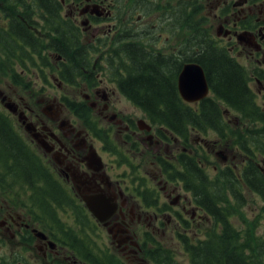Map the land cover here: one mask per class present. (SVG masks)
<instances>
[{
  "label": "flooded vegetation",
  "instance_id": "af4514ba",
  "mask_svg": "<svg viewBox=\"0 0 264 264\" xmlns=\"http://www.w3.org/2000/svg\"><path fill=\"white\" fill-rule=\"evenodd\" d=\"M10 35L14 48L4 41ZM203 46L231 55L248 72L250 91L264 96V0H0V79L29 92L37 77L45 94L30 102L18 87L8 95L0 89V115L46 175L36 195L33 175L30 183L14 178L0 186V264H194L192 247L225 237L226 205L212 200L211 184L196 186V170L239 179L251 164L261 168V159L244 154L238 137L196 120L213 98L198 54ZM70 51L80 68L70 67ZM189 64L204 69L210 87L197 102L179 92ZM138 69L153 73L136 78L156 74L171 84L185 115L176 131L147 111L164 107L133 97ZM222 117L227 128L250 123L225 108ZM36 202L43 204L37 211ZM228 219L241 243L245 234L257 239L241 254L252 258L247 264H264L256 258L255 225L244 231V221L237 229L239 218Z\"/></svg>",
  "mask_w": 264,
  "mask_h": 264
},
{
  "label": "trees",
  "instance_id": "16d2710c",
  "mask_svg": "<svg viewBox=\"0 0 264 264\" xmlns=\"http://www.w3.org/2000/svg\"><path fill=\"white\" fill-rule=\"evenodd\" d=\"M202 36L203 34H198L196 39L200 40ZM200 41L202 42V40ZM197 46L199 45L197 44ZM201 49L203 51L198 54H201L200 58L203 62L200 64L206 69L213 98L205 102L206 106L202 110V115H197L196 120L207 121L210 128L219 131L222 135L231 134L233 137H238L235 143L242 144L241 149L244 154L254 153L255 155L257 153L259 159H261L262 168L264 166V108L258 105L257 98L249 89L248 72H242L236 60L227 53H225V57L221 49L207 46H203ZM138 67L140 68L139 64ZM138 72L141 74L153 73L142 69H138ZM160 78L156 74L146 79L131 78L134 90L132 95L145 104L164 107L161 110L147 111L152 118L161 121V125L176 131L184 113L177 108L176 95L171 84L165 78L161 76ZM157 79L161 81V84H158L159 80ZM141 92H143L144 97L140 100ZM212 103H216V105ZM223 108L233 111L242 119L250 120V123L238 126L235 129L230 128L231 126L227 128L222 122ZM255 120L258 121L257 128L254 123ZM5 122H8L7 118L0 115V148H2L0 149V186L12 183L14 178H19L21 183H30V175H33V182L36 185L34 194L36 195L40 191L38 190L40 180L45 182L46 175L42 172L40 165L34 163L33 154L23 145L22 141L15 138L11 132V126H8ZM195 125L199 131H203V123H196ZM180 133H182L181 130ZM240 136H242L241 139ZM18 167L21 170L20 173L17 172ZM261 168L255 169V166L251 164L249 168L245 169L242 177L239 178L242 181L236 176L224 172L219 173L215 178L211 179L209 177L208 179L203 176L202 172L196 170V186L200 187L201 185L204 187V184H211V187H208L212 193L211 198L217 204L226 205L227 216L224 211L223 217H227V219H222V230H224L225 237L224 235L221 237L219 234L210 236L211 243L210 240H207L200 244V246L207 245L209 247L205 249L203 247V250L192 247L189 250L192 254L196 250L194 264H247L248 260L252 259L251 257L241 256V254L245 252L248 246L252 247V240L255 242L257 239L254 235L245 234V244L241 243L240 235L235 231L228 217L232 215L239 216L246 224L245 230L254 229L253 225L259 217L254 220L249 219L242 208L246 205L247 195H244L245 192L247 193L246 188L251 191H249V195L253 192L264 202V172ZM15 172L17 174L14 176ZM242 183L245 187L241 185ZM232 197L238 201L233 203L230 200ZM42 205L36 202V211ZM262 216H264V209L260 217ZM217 218L219 221L220 216H217ZM258 241L260 252L256 258L264 263V238L258 237Z\"/></svg>",
  "mask_w": 264,
  "mask_h": 264
},
{
  "label": "rangeland",
  "instance_id": "374dc122",
  "mask_svg": "<svg viewBox=\"0 0 264 264\" xmlns=\"http://www.w3.org/2000/svg\"><path fill=\"white\" fill-rule=\"evenodd\" d=\"M12 6V5H11ZM212 12H214V10H209V11H207V14L211 17V26H214L215 28L214 29H216V27H218L217 25H218V22H216L215 20L213 21L212 19L214 18L213 17V13ZM209 25V24H208ZM218 29V28H217ZM5 43L6 44H8L11 48H14L13 47V44L12 43H14L15 42V40H14V38L12 37V35H10V36H8L5 40ZM73 49V48H72ZM74 50V49H73ZM74 52V51H73ZM73 52L72 51H70L69 53H68V56L69 55H71V54H73ZM70 57V56H69ZM70 59H71V68L72 69H76L77 67L78 68H80L78 65L80 64V61L81 60H73L71 57H70ZM137 64H139V65H142L141 64V62H139V63H137ZM136 66V65H135ZM18 70L20 71L21 70V68H18ZM35 70H38L37 68L35 69ZM134 71V70H133ZM155 73V72H154ZM141 75V73H139L138 72V70L137 71H135L134 73H133V79H137L135 76H140ZM161 79V78H160ZM248 79H249V74H248ZM25 80H26V82L28 83V80H30L29 78H27V77H25ZM157 80H159V79H157ZM158 84H161V81L159 80L158 81ZM20 86V87H19ZM14 87H18V89L20 90V92L23 94V95H21L19 92H18V96H23V97H25V99L26 100H28V101H30V102H35L38 98L37 97H39V96H44L45 94H43L42 92H41V88H42V83H41V80L40 79H38L37 77H36V88L35 89H32L31 91H29V92H25L21 87H25L23 84H20V85H16V84H14L13 82H12V80H11V78H4V79H0V89L2 90V91H4L7 95L8 94H10L11 93V91H13V90H16V89H14ZM53 89V92H55L56 94H59L58 93V89L57 88H52ZM45 91V93H48V90L46 89V90H44ZM255 91L257 92V90H256V88H255ZM143 95V96H142ZM140 97L141 98H143L144 97V94H143V92H141V94H140ZM211 97H213V95L211 94ZM6 100V99H5ZM258 100V102H259V104L262 106V107H264V96H262V97H260L259 99H257ZM40 106V104H35V107H39ZM1 111H3V112H5L6 114H8L7 112H6V109L4 108V107H2L1 106ZM234 113V112H233ZM181 118H185V115L183 114L182 116H181ZM236 118V117H235ZM18 131V130H17ZM21 131V130H20ZM19 132V131H18ZM210 134V133H209ZM216 133L215 132H213V133H211L210 135L211 136H214ZM0 149H2V148H0ZM20 171L21 170H19V169H17V172H19L20 173ZM213 176H216V175H210V177H213ZM242 187V186H241ZM243 188V187H242ZM244 195H246V192L244 193ZM230 200H232V199H230ZM254 200L255 201H250L249 199H246V201L247 202H249L248 203V205H247V203H246V205H245V207H244V209H243V211L246 213V215H247V217L249 218V219H256V218H258L259 217V219L255 222V227H256V230L258 231L257 232V234H259L260 236L259 237H261V238H264V217L262 216V217H260L261 215H262V213H263V209H264V202L263 201H261V199H260V197H258V196H255L254 197ZM253 209V210H252ZM239 219H238V221H236V220H233V224L235 225V227L237 228V229H239L240 228V223L242 222V220L240 219V217L239 216H237ZM245 228H246V225H244V231H246L245 230ZM182 259H184V257H182V256H179L178 257V260L179 261H182Z\"/></svg>",
  "mask_w": 264,
  "mask_h": 264
},
{
  "label": "water",
  "instance_id": "95a60500",
  "mask_svg": "<svg viewBox=\"0 0 264 264\" xmlns=\"http://www.w3.org/2000/svg\"><path fill=\"white\" fill-rule=\"evenodd\" d=\"M222 26L218 29V35H221ZM226 35V34H225ZM209 84L206 78L204 69L198 64H189L184 67L179 77V92L182 98L187 102H197L204 99L209 94ZM3 101V100H2ZM4 102V101H3ZM6 108L15 113L13 105L6 104ZM25 119L23 114H20V120ZM29 127V128H28ZM27 131L31 132V125H27ZM36 138V135H35ZM94 204L90 203L89 207L96 212Z\"/></svg>",
  "mask_w": 264,
  "mask_h": 264
}]
</instances>
